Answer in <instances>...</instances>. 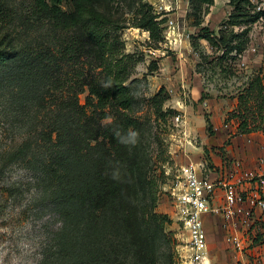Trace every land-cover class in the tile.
<instances>
[{"label": "trees", "instance_id": "obj_1", "mask_svg": "<svg viewBox=\"0 0 264 264\" xmlns=\"http://www.w3.org/2000/svg\"><path fill=\"white\" fill-rule=\"evenodd\" d=\"M192 1L207 6L215 3ZM96 2L32 0L29 17L50 21L59 43L55 48L38 44L20 50L12 38L5 46L4 41L0 43V128H6L10 136H22L3 152L0 172L11 165L29 170L36 180L33 188L38 202L51 208L60 222L38 264H161L154 246L156 241L164 243L168 239L165 228L172 219L154 211L156 195L146 203L140 201L152 181L144 175L137 156L141 124L127 114L134 103L127 84L131 57L119 56L116 38L111 34L119 24L99 11ZM230 4L234 7L228 20L231 31L217 37L204 27L197 37L218 49L219 61L235 68L230 60L237 57L231 54H242L248 47L250 25L258 21L260 13L253 12L250 0H230ZM138 14L137 26L162 42L164 21L157 19L152 6L140 5ZM0 15L6 25L15 20L1 4ZM244 25L248 27L236 31V26ZM86 46L93 51L90 55L97 59L100 72L89 74L83 69L63 73L66 62L79 61V52ZM34 68L40 72L33 73L34 77L41 80L31 85L28 80H32ZM17 80H23L24 85L18 92ZM85 89L89 95L82 104L80 95ZM169 99L165 88L153 97L161 119L176 114L173 109H163ZM107 109L116 112L120 121L102 124L103 119L111 117ZM231 118L237 121L239 135L264 133V76L258 74L249 81L228 120ZM207 122L212 132L213 124L208 118ZM130 144L133 156L128 154ZM11 191L21 189L14 186Z\"/></svg>", "mask_w": 264, "mask_h": 264}, {"label": "rangeland", "instance_id": "obj_2", "mask_svg": "<svg viewBox=\"0 0 264 264\" xmlns=\"http://www.w3.org/2000/svg\"><path fill=\"white\" fill-rule=\"evenodd\" d=\"M31 1L0 0L3 10L15 16L12 24L6 25L0 15V43L4 41L3 46L10 38L18 50L38 44L55 48L54 45L59 43L57 30L50 21L29 17ZM144 3L152 6L159 21H164L162 42L153 40L147 30L136 24L140 16L138 9ZM96 6L119 24L118 30L111 32L116 38L119 56L131 57L127 84L131 87L134 103L127 114L141 124L142 129L137 136V156L142 162L144 175L152 181L147 194L140 201L146 203L152 194L156 195L154 211L167 214L172 219V223L165 228L168 239L164 243L156 241L154 247L159 251L161 264H181V230L168 194L171 173L178 166L191 161H204L214 166L230 159L246 162L249 157L264 155L263 132L240 136L237 121L232 118L228 120L249 81L258 74L264 76V25L251 30L254 38L246 55L245 66L231 68L225 61L217 59L221 53L216 47L197 37L204 27L217 37L231 31L233 26L229 25L228 20L234 7L230 0H215L212 6L192 0H97ZM1 25L7 29L3 30ZM73 31L76 30L71 33L77 35ZM90 52L93 53L86 46L83 52H79V61L70 57L71 63L66 62L62 72L73 74L85 69L89 74L94 71L99 73L101 68H96L97 59ZM68 59L66 56L65 61ZM33 73H40L39 69L34 68L30 73L32 80L29 78L28 82L31 85H35V80H41ZM20 76L23 77V74ZM23 80L16 81L17 92L22 90ZM162 88L170 94L164 111H176L175 115L165 119L158 117L153 105V97ZM88 95L87 90L80 95L82 104L87 102ZM87 110L91 114L92 108ZM107 112L111 113V110L107 109ZM177 115L181 116L179 123L175 119ZM207 118L213 124L212 132L208 130ZM116 120L120 121L116 112H112L111 117L103 119L101 123ZM5 129L0 128V170L3 168V152L22 140L18 134L8 135ZM230 144H237L241 157L228 154L226 147ZM258 150L262 152L258 153ZM132 152L130 144L129 156H133L135 152ZM0 174V264H38L60 222L51 208L38 202L33 188L36 180L29 170L21 165H11L4 166ZM14 186L21 192H12ZM232 230L229 226H223L220 218L208 225L214 264H264V234L258 240V232L250 230L247 236L255 238L261 245L256 251H244L241 257L227 243V237L234 232Z\"/></svg>", "mask_w": 264, "mask_h": 264}, {"label": "built area", "instance_id": "obj_3", "mask_svg": "<svg viewBox=\"0 0 264 264\" xmlns=\"http://www.w3.org/2000/svg\"><path fill=\"white\" fill-rule=\"evenodd\" d=\"M250 1L254 5L253 12L260 13V17L250 25L248 47L242 54L237 51L231 54L237 57L235 61L230 60L236 67L245 66L254 38L251 30L264 25V0ZM245 28V25L235 27L236 31ZM175 119L177 123L181 122L180 115ZM168 194L181 230V264H214L208 225L217 218L222 220L223 226L234 229L227 237V243L241 257L244 251L260 248L261 243L247 235L250 230L264 234V155L258 158L254 168L238 159L219 167L204 161L182 164L171 173Z\"/></svg>", "mask_w": 264, "mask_h": 264}, {"label": "crops", "instance_id": "obj_4", "mask_svg": "<svg viewBox=\"0 0 264 264\" xmlns=\"http://www.w3.org/2000/svg\"><path fill=\"white\" fill-rule=\"evenodd\" d=\"M252 134H254V133H252ZM249 135H251V134H249ZM249 135H240V136H249ZM238 146H237V144H234V146L233 145H231L230 144V146H227L226 147V151L228 152V154L230 155V156H237V157H241L240 156V154H239V151H240V149L238 148ZM262 152V150L261 151H259L258 150V153H261ZM243 156V155H242ZM245 156V155H244ZM261 156V155H260ZM258 158H259V156L257 157V156H255V157H253V158H247L248 159V161H246L245 163H246V165L248 166V167H250V168H254V167H256L257 166V160H258ZM235 159H230V161H228V162H224V163H221L220 165L219 164H217V163H215V165L214 166H224V165H227V164H230V163H232L233 161H234Z\"/></svg>", "mask_w": 264, "mask_h": 264}, {"label": "clouds", "instance_id": "obj_5", "mask_svg": "<svg viewBox=\"0 0 264 264\" xmlns=\"http://www.w3.org/2000/svg\"><path fill=\"white\" fill-rule=\"evenodd\" d=\"M130 135L134 136L135 134L134 133H131ZM121 142H125V141L122 139Z\"/></svg>", "mask_w": 264, "mask_h": 264}]
</instances>
